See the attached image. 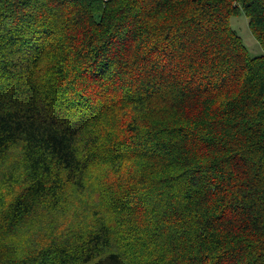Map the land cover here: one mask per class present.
I'll use <instances>...</instances> for the list:
<instances>
[{
  "label": "trees",
  "instance_id": "obj_1",
  "mask_svg": "<svg viewBox=\"0 0 264 264\" xmlns=\"http://www.w3.org/2000/svg\"><path fill=\"white\" fill-rule=\"evenodd\" d=\"M0 264H264V0H0Z\"/></svg>",
  "mask_w": 264,
  "mask_h": 264
},
{
  "label": "rangeland",
  "instance_id": "obj_2",
  "mask_svg": "<svg viewBox=\"0 0 264 264\" xmlns=\"http://www.w3.org/2000/svg\"><path fill=\"white\" fill-rule=\"evenodd\" d=\"M231 26L241 36L247 50L251 55H258L263 52L260 44L255 39L248 27V18L245 14L234 16L230 20Z\"/></svg>",
  "mask_w": 264,
  "mask_h": 264
}]
</instances>
